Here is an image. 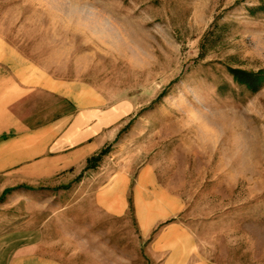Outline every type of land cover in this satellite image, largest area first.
<instances>
[{
  "label": "rangeland",
  "instance_id": "rangeland-1",
  "mask_svg": "<svg viewBox=\"0 0 264 264\" xmlns=\"http://www.w3.org/2000/svg\"><path fill=\"white\" fill-rule=\"evenodd\" d=\"M10 49L33 75L37 67L82 93L84 106L122 116L105 155L82 172L151 166L181 204L157 229L184 226L191 262L264 264V0H0V53ZM230 68L261 73L259 88ZM64 176L0 179V233L43 219L61 251L73 250L68 205L90 185L83 173L75 184ZM123 235L125 257H144L133 211Z\"/></svg>",
  "mask_w": 264,
  "mask_h": 264
},
{
  "label": "crops",
  "instance_id": "crops-1",
  "mask_svg": "<svg viewBox=\"0 0 264 264\" xmlns=\"http://www.w3.org/2000/svg\"><path fill=\"white\" fill-rule=\"evenodd\" d=\"M17 54L12 49L9 55L0 53V179L8 185H32L66 175L63 179L75 184L83 173L81 185L90 186L68 205L73 250L62 252L60 243L47 235L54 227L41 219L33 230L0 233V264H79L77 248L83 249V264H197L187 256L184 226L157 229L181 204L158 185L151 166L107 178L100 170L82 172L88 158L117 138L122 116L84 106L77 101L82 93L75 95L70 84L45 78L37 67L33 75ZM38 204L37 214L43 217V202ZM129 211L146 242L145 256L131 261L125 257L123 235Z\"/></svg>",
  "mask_w": 264,
  "mask_h": 264
},
{
  "label": "trees",
  "instance_id": "trees-1",
  "mask_svg": "<svg viewBox=\"0 0 264 264\" xmlns=\"http://www.w3.org/2000/svg\"><path fill=\"white\" fill-rule=\"evenodd\" d=\"M229 71L236 82H238L239 84H244L252 92L256 91L259 88V84L262 79L261 73L245 72L239 69L231 68L229 69ZM106 151L107 149L101 150L100 152L88 158L86 169L96 167V163L101 160L102 156L105 155ZM1 198L2 197H0V200Z\"/></svg>",
  "mask_w": 264,
  "mask_h": 264
}]
</instances>
